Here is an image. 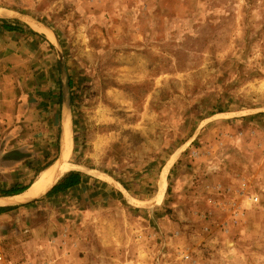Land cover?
Here are the masks:
<instances>
[{"label": "rangeland", "instance_id": "rangeland-1", "mask_svg": "<svg viewBox=\"0 0 264 264\" xmlns=\"http://www.w3.org/2000/svg\"><path fill=\"white\" fill-rule=\"evenodd\" d=\"M0 9L22 35L0 43L22 44L0 60V198L59 160L62 83L86 180L0 207L8 264H264V0Z\"/></svg>", "mask_w": 264, "mask_h": 264}, {"label": "bare ground", "instance_id": "bare-ground-1", "mask_svg": "<svg viewBox=\"0 0 264 264\" xmlns=\"http://www.w3.org/2000/svg\"><path fill=\"white\" fill-rule=\"evenodd\" d=\"M0 15L4 16L5 11L0 9ZM69 123L70 118L68 116V111L66 110L64 117V136L62 139L63 152L61 153L59 160L54 162V164L45 170L41 176L30 186L27 192L15 197L0 198V207L26 204L37 200L43 197L56 184V182L66 174L68 171V165L65 164V158L70 147L68 141Z\"/></svg>", "mask_w": 264, "mask_h": 264}, {"label": "trees", "instance_id": "trees-1", "mask_svg": "<svg viewBox=\"0 0 264 264\" xmlns=\"http://www.w3.org/2000/svg\"><path fill=\"white\" fill-rule=\"evenodd\" d=\"M0 21H2L4 23V30L5 31H7V32H20L19 27H11L10 25H8V22H6L4 20H0ZM85 182H86V180H85L84 175H82L81 173H77V172H70V173L66 174L58 182V184L55 187H53L51 189V191L46 195V197H53L56 195L65 194L69 190L75 189L83 183L85 184ZM31 184H32V182H30V184L28 186H23V187H20L19 189H16L14 191L6 192L3 195H1V197H12V196L22 194L30 188ZM8 210H10V209H0V214H3L4 212H6Z\"/></svg>", "mask_w": 264, "mask_h": 264}, {"label": "crops", "instance_id": "crops-1", "mask_svg": "<svg viewBox=\"0 0 264 264\" xmlns=\"http://www.w3.org/2000/svg\"><path fill=\"white\" fill-rule=\"evenodd\" d=\"M29 30V29H28ZM32 30V29H31ZM31 30H29L30 32H32L33 34H34V36L36 37V38H38V36L39 35H37V34H40V33H36V31H31ZM35 32V33H34ZM21 33V32H20ZM23 33V32H22ZM0 34H2V35H0V39H1V41H0V43L2 42L3 44H4V42L2 41V39L4 38V37H6L7 36V38H13V39H19V40H21V36L22 35H18V32H7V31H5L4 29L3 30H0ZM26 34V33H25ZM40 36H42V35H40ZM22 44H17V43H11V44H7V45H4V48H5V50H6V52H7V54L9 55V56H3L2 55V53L0 54V60H4L5 59V57L7 58V59H9V61H13V60H15L16 59V50L15 49H18V50H20V46H21ZM4 48L3 49H1V50H4ZM9 90H11V91H14V96H12L11 97V99L15 102V101H17V98L19 99V101H21V97H20V95L19 96H17L16 95V92H17V88H16V86H12V88L11 89H9ZM10 91V92H11ZM2 94L3 93H1V85H0V102H1V96H2ZM62 94H63V85H62ZM63 107L65 108V104H64V102H63ZM1 123V122H0ZM47 126H48V124H47ZM15 130H17V128L15 129ZM52 164H54V162L52 163ZM52 164H50L49 166H47L46 168H44L41 172H40V174L41 173H43L45 170H47ZM66 175V174H65ZM64 175V176H65ZM29 176H30V174H25V178L28 180V178H29ZM63 176V177H64ZM63 177H61V179L63 178ZM61 179H59V181L61 180ZM37 180V179H36ZM59 181H57L56 182V184L53 186V187H55L57 184H58V182ZM17 182L18 183H20L22 186L21 187H23V186H27V185H25V183H24V181L20 178V179H18L17 180ZM35 182V181H34ZM33 182V183H34ZM32 183V184H33ZM31 184V185H32ZM85 184L83 183V184H81L79 187H77V188H75V189H72V190H69L67 193H65V194H63V195H70V194H73V193H75V192H78L79 190H81V189H84V186ZM52 187V188H53ZM51 188V189H52ZM51 189L43 196V197H46V195L51 191ZM28 191V190H27ZM26 191V192H27ZM25 193V192H24ZM23 194V193H22ZM19 195H21V194H19ZM19 195H16V196H19ZM12 197H15V196H12ZM38 200V199H37ZM37 200H34V201H37ZM34 201H32V202H34ZM3 215V214H2Z\"/></svg>", "mask_w": 264, "mask_h": 264}, {"label": "water", "instance_id": "water-1", "mask_svg": "<svg viewBox=\"0 0 264 264\" xmlns=\"http://www.w3.org/2000/svg\"><path fill=\"white\" fill-rule=\"evenodd\" d=\"M62 85H63V102L65 104V109L69 112V107H70L69 86L67 83H62Z\"/></svg>", "mask_w": 264, "mask_h": 264}, {"label": "built area", "instance_id": "built-area-1", "mask_svg": "<svg viewBox=\"0 0 264 264\" xmlns=\"http://www.w3.org/2000/svg\"><path fill=\"white\" fill-rule=\"evenodd\" d=\"M0 264H8V263L5 261V258L2 256L1 253H0Z\"/></svg>", "mask_w": 264, "mask_h": 264}]
</instances>
